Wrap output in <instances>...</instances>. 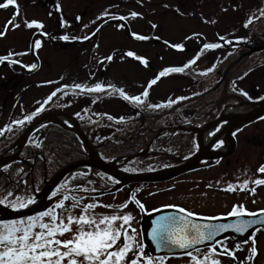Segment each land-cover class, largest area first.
<instances>
[{
    "label": "rangeland",
    "instance_id": "obj_1",
    "mask_svg": "<svg viewBox=\"0 0 264 264\" xmlns=\"http://www.w3.org/2000/svg\"><path fill=\"white\" fill-rule=\"evenodd\" d=\"M145 1L146 0H16L18 9L12 6L11 13L12 12L14 13L15 11L18 10L19 15L15 17V23L19 24L20 26L18 28H15L14 30L11 28V26H9V30H7L6 35L0 38V57L3 56L9 57V51L11 53L17 52L18 50L17 47L18 45H20L22 37L23 36H25V38L28 37L27 34L29 33V31L26 30L25 27L26 22H31V21L40 22L43 25L44 31L47 30L51 31V29H53L54 26L49 22V18L46 16L49 5L52 6L56 5L60 9L61 14L68 19L66 20L67 25L73 23L72 21L73 19L76 18V16H80L82 18V23H80V25H82L83 29H88L90 27L94 28L98 25L99 22L98 21L99 19L97 18L100 15L104 14L105 12L108 13V15H106L107 16L106 20H110V21L109 23H107V25H104L102 27V29L98 32L96 39H94L93 42H91L90 46L89 44L87 45L86 52L90 51V53L85 54L84 51L79 53L77 49L72 50L76 53V56L78 57L77 59L74 57V53L70 54L69 52L70 50L62 51L59 48L55 49L52 44L46 43V41L44 42V40H42L41 38H37L41 40L42 46L39 49H37L34 43L33 48L34 50H36V53L40 56L39 59L43 60L44 64L40 68V71H36V73L29 75L27 74L24 75L23 70H19V69L9 70V72L7 73L6 69L4 68V74L9 75L10 78L16 75L17 77H19V80L14 81V83L12 84V89L10 90L11 94L9 98H7L5 101H4V95L1 92L3 88H1L0 86V112L6 113L7 111L11 110V106L13 104L12 100L13 98H15V95L18 94L21 96V101L25 103L23 108L26 109H24L22 113L27 112V110L30 109V106L35 103V100L42 99L48 94L49 88L46 86L51 81L54 82L60 79L59 84H68V85L72 84V82L79 84V83H90L97 81L98 80L96 78L97 75L95 76L89 75L88 74L89 70L94 69L95 72L99 70L100 66L103 63V60H106L105 58L107 57L108 54H110L111 51L120 49L121 45L129 43L126 39L127 34L124 31H122L120 27H117V25L120 24L117 23L118 20L111 18L112 15H115L116 17L119 16L127 17L129 18V20L131 19L133 22L130 21L131 26L129 28L132 29V31L135 30L137 31V29H140V31L148 33L149 26L147 23H151V24L153 23L158 26L157 28L159 27L163 28L161 32L171 39L166 41L164 40V37L163 38L157 37V40L160 43L165 44L163 51L168 53L170 57L172 56L168 52V50L169 49L172 50L174 48L172 47V45L177 44V42L190 43L192 42L190 40L192 37H194L195 35H199L198 32L202 33L205 40L208 39L213 40L212 29H211L212 25L211 26H209L208 24L205 25V23L201 22V26L198 27L196 26L195 22H193L192 20L187 21L185 17L180 18L178 16L177 18H173V14H167V13L164 14L163 7L165 5L173 7L174 5L178 4L180 0H148L149 3H145ZM185 1L186 3L189 2V4L185 6L186 4L185 3L182 9L188 8L190 5L193 4L192 0L189 1L185 0ZM3 2L4 0H0V3ZM116 2H118L117 5L115 4ZM183 3L184 1L179 2L180 5H183ZM226 8H229V0H203L201 4L196 7L197 9L196 12H199L200 14L197 15H201L200 18L206 22L207 18L210 19L211 17H213L212 19H214L216 18V16L221 15L222 11L224 9L226 10ZM144 10L148 11L146 12V15ZM131 12H136L139 15L135 18L130 17ZM262 12L264 11L260 10L259 13H257L256 15L262 14ZM0 13H1L0 27H1V24L5 20V17L9 15V11L0 12ZM138 17L140 18L137 19ZM258 20L259 19L252 21L251 23L248 24L247 27L250 28L252 32H254V35L257 38L264 30V23L259 22L257 24L256 22ZM222 23L223 26L217 28L219 37L223 36L222 35V33L224 32L223 28L227 25L225 21H222ZM85 25H87V27H85ZM189 29H195V30H190L185 34V36L181 34L184 32V30L187 31ZM215 29L214 31H216ZM88 31L91 30L89 29ZM142 47L144 49L153 48V46L150 45H142ZM125 48H128L130 50L135 49L136 51L139 47L138 44L131 43L129 47H125ZM160 55L161 54L153 55V60L150 62V64L154 66L155 65L153 64L154 61L158 62V60H160L159 59ZM121 56L120 55L116 56L115 59L111 61V63L108 65L109 67L107 68V70L102 75L98 76V78H100L101 76L102 77L105 76L109 80L113 79L115 82L119 81L118 83L123 82L125 83L123 84V86L129 89H131L130 85L136 84V86L140 87L139 92L141 88H143V92H144L146 88L145 85L148 80H144L141 82L136 81V79L138 78L140 79L143 77L144 69L141 71L139 67L132 65L134 64L133 62L131 64L128 60H125L126 58L121 59ZM226 56H227V52L223 50L220 53L219 51L217 53L214 52L213 56H210L209 58H211L210 61L214 60L215 57H217L218 60H222ZM234 57H236V55L230 58H234ZM27 59L30 63L31 62L35 63L36 61L33 58L31 59V57H28ZM258 59L251 60L250 58L248 60L251 61L250 62L251 64H256L259 62ZM199 61H201L199 66L200 68L203 69L208 66L209 63L208 58H207V62H206V58L204 57L199 59ZM2 63L3 62L0 61V66L2 65ZM177 65L178 63L174 62V60H171L163 67L157 69L154 66V68L157 69V73H158L165 68L175 67ZM246 66L248 67L251 66L248 61L246 62ZM222 69H224V66H222ZM97 73L100 74V72L98 71ZM169 75L171 74L165 76H169ZM189 79H186V81H184V84H182V81L179 82V85L184 86V88L187 87V84H191L190 83L191 79L190 80ZM216 82L217 79L214 76L211 77L210 74H208V77L205 80H203V82L198 81L194 83L193 86H189L188 89H190V91L192 92L191 94L198 95L203 91H205V89L209 90L210 86H213L214 84L216 85ZM249 83H250L249 81L244 79L243 81L238 83L237 86L240 89L245 90L248 88ZM156 85L159 88H155L152 92V95L150 94L149 96L150 97L149 100L151 101L152 104H155V99L161 97L159 95V90L162 87V85H160V81ZM6 87H10V84H8ZM253 88H254V92H258L259 94L264 92V84L260 85V87L258 85ZM137 89H134L133 91H136ZM170 91L172 93H175V90L173 88H171ZM189 93L190 92H187V94ZM154 94L155 95L157 94V96L154 97ZM166 102H160L159 105L163 106L166 104ZM199 104H200V100L197 102V104H195L196 105L195 108L194 106H191V104H190L191 106L190 108L195 110L198 108ZM115 105H114L115 112H118V109L115 108ZM119 109H120L119 110L120 115H123L124 113H128L127 115H133V113L130 110L128 111L124 106L123 107L120 106ZM7 119H8L7 114L0 115V121L3 123V126H5L7 121L11 120V119L7 120ZM238 136H239L238 146H241V151L236 156L233 155V158L231 159L229 164H225L223 162L218 168L212 170L211 176L215 177V179H213L215 184L221 183V181L216 179H223V180L225 179L227 182L226 185L236 184L237 186H240L243 183V181L247 178L246 175H248V171L254 170L258 164L259 167L261 165H264V122L246 128ZM236 173H238V175ZM232 174L234 175L232 177H229ZM239 176L241 180L239 179ZM248 185H250V182ZM221 186L222 184L219 187ZM121 196L122 195H119L116 199L106 198L102 200H97L96 202L101 203V205L111 204L114 206V208L108 209L105 207H100V208H96V210L93 211L95 213L97 212L98 216L113 214L114 211H116L115 206L119 205L117 200ZM167 199L169 201L180 203L181 205L183 204L191 208L196 207L198 209H201L202 211L205 210L209 212H213L214 210H225V209L231 210L233 205H237V206L243 205L247 210H254L257 209V207L259 206H264V190L257 191L256 194L254 195V194H250L249 192L242 193L240 192V188H238L237 191H235V193L232 196H229L228 194H224V198H221V196H219L215 192H205L201 195L200 194L197 195V198H195L194 192H183L179 195H171V197H168ZM123 201H124V197L121 203ZM53 202L57 203L58 200H54ZM71 205L72 204L70 202L65 201V207H71ZM80 211L81 210L79 208H74L72 209V214L78 217ZM126 211L127 209L124 208L123 210L117 211L116 214L123 215ZM126 213H130L131 215H133L132 212H130L129 210ZM67 215L68 213L65 212L64 213L65 222ZM133 219L134 221L131 223V227L135 228L134 225H136L137 223L136 216ZM119 223L120 222L117 221V224ZM60 238L61 239L71 238V234L66 233L63 237ZM136 240L139 241L137 236H136ZM118 242L122 243V238L121 241ZM262 242L263 243L258 246V251L260 255H264V238ZM133 243H135V241H133ZM144 253L147 254L145 250ZM131 255L132 254L129 253V258H131L130 257ZM167 264H172V263H167Z\"/></svg>",
    "mask_w": 264,
    "mask_h": 264
},
{
    "label": "snow or ice",
    "instance_id": "obj_2",
    "mask_svg": "<svg viewBox=\"0 0 264 264\" xmlns=\"http://www.w3.org/2000/svg\"><path fill=\"white\" fill-rule=\"evenodd\" d=\"M9 5L18 9L16 0H4L0 3V8H7ZM19 15L18 10L13 13V17L6 21L4 30L0 31V38L6 35L9 26L14 30L20 25L15 23V17ZM102 15H108L105 12ZM139 14L131 12L130 16L135 18ZM264 15V12H262ZM98 17L97 19H100ZM112 19L124 20L125 17L111 16ZM79 20V17H77ZM252 22V18L244 24V27H248V24ZM64 21L61 20V27L64 26ZM25 26L29 29L36 28L40 29L43 25L37 21L26 22ZM87 27V25H85ZM120 27V25H117ZM156 27L155 24L152 25ZM40 35H47L46 33H40ZM132 37L136 40H147L149 37L131 33ZM90 37L85 35L82 38L71 37V39H83L87 40ZM62 41L69 40V36L62 35L59 37ZM224 40V37H219ZM35 47L39 49L41 40H35ZM172 47L177 50L182 49V45L175 44ZM220 47L216 43H205L203 44L204 49H215ZM13 53H9V56ZM16 55H23L18 53ZM131 57L139 60L140 64H146V60L143 57L136 55L133 51H126L122 54L121 59L124 57ZM8 57H0V61L7 60ZM105 59L112 60L113 56L109 55ZM195 60H189L183 65V67H168L163 69L158 76L150 80L148 87L154 85L160 77L165 76L168 73H181L184 69L188 68L189 65L193 64ZM19 63V61L9 60V64ZM27 67L29 70L36 68V64L33 63ZM214 67V66H213ZM208 71H212L209 68ZM76 89L87 92H100L102 91V85L96 83L91 87L85 85L75 84ZM111 87V85H109ZM59 91V89H57ZM120 97L125 101L134 102L136 106H141L144 101L141 97H147L148 88L139 96L126 95L123 90H119ZM244 94V93H242ZM56 95V92H52L51 95L45 100L47 103ZM246 95V94H245ZM171 101L168 106H171ZM161 105L149 104L148 107H160ZM43 105H41V108ZM41 108H37L29 116H25L24 120H31ZM111 119V117H109ZM15 124L20 125L23 121H14ZM257 171L264 173V165H261ZM219 183V182H217ZM252 183L256 185H264V179H255ZM249 184V180L245 179L239 186L241 190ZM224 191L232 192L234 186L228 184ZM137 192L139 189L136 190ZM255 189H249V193L253 194ZM12 193L9 192L8 196ZM55 195V193H54ZM67 195L63 196L57 203L45 209L37 212L35 215H29L21 219L13 220H0V264H162L165 257H156L155 259L148 254L144 253V245L136 240V230L131 227L133 217L130 213L119 215L117 211L123 210L127 207V202L121 203L115 206L116 211L111 215H97L93 210L96 207H105L113 209L114 206L111 204L101 205L99 203H88L80 205V199L82 197H72L71 207H65V201L68 200ZM130 200L135 199V193L130 197ZM34 200L32 197L26 199L17 197L15 200L9 201L7 196L0 197V205L10 207L13 210L23 209L33 204ZM137 207L144 211V204L138 199H135ZM79 207L81 209L79 216L72 214V209ZM167 207H175L168 205ZM60 210L57 212V210ZM176 211L181 213L180 216H160L153 221V227L149 233V238L156 245L157 250L162 248L176 247L186 251L187 256L190 259V264H222V261L218 258L220 256H226L237 261V264H254V260L259 254L258 248L255 241V233L250 235L245 243L250 242V246L247 249V255L243 261H240L235 253L241 250V245L237 244L235 248L229 249L223 242L215 241V244L219 245V251H216L214 246H209L207 251L201 254V249L194 247L195 245L202 244L205 241H213L214 237L220 233L231 229L232 231L244 234L252 223L255 221H238L235 224L227 225H214V224H195L188 218L194 217L196 214L187 211L182 207H176ZM67 212L66 217L64 213ZM264 213V209L261 210ZM257 213L247 212L243 205H233L231 211L227 213L229 217H240V216H256ZM205 219L213 220L216 217H206ZM117 221L120 223L117 224ZM264 224V221H260ZM66 233L71 234V238L61 239ZM119 243L118 241H121ZM135 241V243H133ZM131 253V258H129ZM195 253V254H193Z\"/></svg>",
    "mask_w": 264,
    "mask_h": 264
},
{
    "label": "trees",
    "instance_id": "obj_3",
    "mask_svg": "<svg viewBox=\"0 0 264 264\" xmlns=\"http://www.w3.org/2000/svg\"><path fill=\"white\" fill-rule=\"evenodd\" d=\"M56 131L57 134H53V139L55 140L54 144H56L57 146L52 144V150L54 154L57 155L60 160L62 158H68V156L75 154V144L73 143V141L68 140V135L64 133L61 129ZM66 150H69L71 153L66 152ZM64 161L66 162L67 159ZM8 181L9 179H7L5 175L0 174V192H2L9 186Z\"/></svg>",
    "mask_w": 264,
    "mask_h": 264
},
{
    "label": "water",
    "instance_id": "obj_4",
    "mask_svg": "<svg viewBox=\"0 0 264 264\" xmlns=\"http://www.w3.org/2000/svg\"><path fill=\"white\" fill-rule=\"evenodd\" d=\"M260 106V108L258 109V110H256V115H259V114H264L263 112H264V102H263V104H261V105H259ZM255 114H253V115H255ZM253 115H250V116H246V115H242V117H240L239 118V123H242V121L243 120H246V119H248L249 117H251V116H253ZM232 128H230V130H231ZM25 138H26V136H24L22 139H21V141H20V146L24 143V141H25ZM3 162L4 161H6V160H2ZM89 164H91V165H96V166H98L101 170H103V171H106V172H108L109 174H113V175H118L117 174V172H115V171H113L112 169H110L109 167H105L104 165H102V164H100V163H98L95 159H94V161H92L91 163H89ZM62 177V175H59V177L57 178V179H55L54 180V182H52V184H51V188H52V185L53 184H55L56 182H57V180H59L60 178ZM121 180H123L121 177H119ZM5 218H7V217H5ZM150 225V223L148 222L147 224H146V226H147V230H150L151 229V226H149ZM152 230V229H151ZM145 237H146V234H145ZM169 249V248H168Z\"/></svg>",
    "mask_w": 264,
    "mask_h": 264
}]
</instances>
